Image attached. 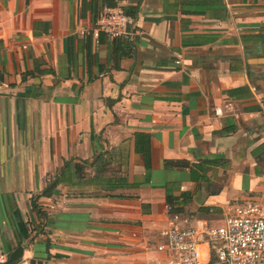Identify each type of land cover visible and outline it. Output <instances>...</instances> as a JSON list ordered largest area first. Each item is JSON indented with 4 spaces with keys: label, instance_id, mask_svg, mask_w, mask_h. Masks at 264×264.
Segmentation results:
<instances>
[{
    "label": "crops",
    "instance_id": "1",
    "mask_svg": "<svg viewBox=\"0 0 264 264\" xmlns=\"http://www.w3.org/2000/svg\"><path fill=\"white\" fill-rule=\"evenodd\" d=\"M116 6L137 8L119 61L103 0H0L8 264H168L166 195L211 223L264 201V0Z\"/></svg>",
    "mask_w": 264,
    "mask_h": 264
},
{
    "label": "built area",
    "instance_id": "2",
    "mask_svg": "<svg viewBox=\"0 0 264 264\" xmlns=\"http://www.w3.org/2000/svg\"><path fill=\"white\" fill-rule=\"evenodd\" d=\"M95 29L124 39L134 33L132 18L118 6L103 8ZM214 113L220 109L214 108ZM160 235L157 249L166 252L168 264H264V201L246 199L228 206L217 223L173 213ZM7 258L0 252V264Z\"/></svg>",
    "mask_w": 264,
    "mask_h": 264
},
{
    "label": "trees",
    "instance_id": "3",
    "mask_svg": "<svg viewBox=\"0 0 264 264\" xmlns=\"http://www.w3.org/2000/svg\"><path fill=\"white\" fill-rule=\"evenodd\" d=\"M104 7H114L116 6V0H103ZM136 6H128L124 7L122 9L123 13L130 18H134L136 13ZM103 35L102 32H98V37ZM130 39H124L120 37H112V49H111V55L115 58L116 61H119L121 58L128 56L130 53ZM87 55H89L88 51L86 52ZM114 67L117 68V64L114 65ZM47 192V191H46ZM46 192H43L44 194ZM35 197H32L30 199V207L32 210L35 211V213L38 216H42V213L38 207V205L35 203ZM166 206H168V213H178V209L175 207V198L170 197L169 195H166L165 197Z\"/></svg>",
    "mask_w": 264,
    "mask_h": 264
},
{
    "label": "water",
    "instance_id": "4",
    "mask_svg": "<svg viewBox=\"0 0 264 264\" xmlns=\"http://www.w3.org/2000/svg\"><path fill=\"white\" fill-rule=\"evenodd\" d=\"M20 253H21V247L18 246L8 255L7 261L4 264H8L14 261L20 255Z\"/></svg>",
    "mask_w": 264,
    "mask_h": 264
}]
</instances>
